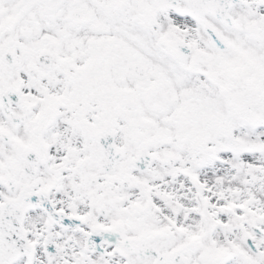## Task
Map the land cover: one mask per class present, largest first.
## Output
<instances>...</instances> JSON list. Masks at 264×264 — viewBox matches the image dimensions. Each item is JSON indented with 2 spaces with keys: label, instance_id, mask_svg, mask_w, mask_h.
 <instances>
[{
  "label": "snow or ice",
  "instance_id": "obj_1",
  "mask_svg": "<svg viewBox=\"0 0 264 264\" xmlns=\"http://www.w3.org/2000/svg\"><path fill=\"white\" fill-rule=\"evenodd\" d=\"M0 264H264V0H0Z\"/></svg>",
  "mask_w": 264,
  "mask_h": 264
}]
</instances>
